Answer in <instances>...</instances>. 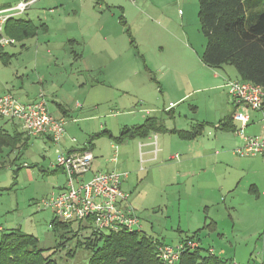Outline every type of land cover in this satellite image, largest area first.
<instances>
[{
    "label": "rangeland",
    "instance_id": "obj_1",
    "mask_svg": "<svg viewBox=\"0 0 264 264\" xmlns=\"http://www.w3.org/2000/svg\"><path fill=\"white\" fill-rule=\"evenodd\" d=\"M19 1L0 0V6ZM199 12V0H39L23 15L38 23V35L0 46V95L10 92L29 102L44 87L46 95H40L54 114V92L67 107L81 104L78 120L67 119L64 135L76 137L75 145L93 136L94 171L81 178L89 180L99 170L128 172L123 189L141 220V235L175 248L193 240L203 255L228 264H264V157L236 154L243 138L237 130L217 128L233 114L226 84L240 74L232 64L203 62L207 38ZM42 22L50 25L48 31ZM70 38L81 44H67ZM3 51L15 53L9 64ZM148 115H156L166 128L152 133L154 141L158 138L155 152L161 150L152 163L139 154L141 140L119 143L97 135L103 130L119 135L125 125L140 124ZM255 118L247 135L264 134L261 114ZM202 122L205 129L197 139L170 131L194 130ZM1 125L10 132L23 130L20 119L12 123L0 117ZM81 133L83 140L77 136ZM64 137L59 145L31 135L26 145L0 154V225L38 237L44 255L58 264H88L92 249L85 242L91 229L84 226L90 221L53 228V211L38 207L66 184V173L56 166L69 148ZM112 145L118 146L117 162L111 161ZM128 149L131 163L123 166ZM204 154L211 156L206 165L200 161ZM100 159L107 168H96Z\"/></svg>",
    "mask_w": 264,
    "mask_h": 264
},
{
    "label": "trees",
    "instance_id": "obj_2",
    "mask_svg": "<svg viewBox=\"0 0 264 264\" xmlns=\"http://www.w3.org/2000/svg\"><path fill=\"white\" fill-rule=\"evenodd\" d=\"M199 5L201 29L207 38L202 54L203 62L210 67L232 64L240 74L237 79L264 86V0H199ZM120 19L127 25L123 14ZM38 30L39 26L25 18H11L5 26L6 33L17 40L34 37ZM127 32L131 34L128 26ZM6 54L3 51L2 57ZM232 121L231 114L219 123L218 128L234 129ZM205 124L202 122L191 131L172 132L191 139L202 134ZM165 129L158 117L150 116L143 123L125 126L117 136L110 130H103L97 135H107L120 143ZM12 131L0 126V154L6 149L13 151L29 142L31 135L24 130L15 128ZM136 216L140 228L133 230L126 227L117 230H96L89 218L79 220L81 223L84 220L90 221L89 227L84 226L91 229V234L85 242V246L92 249L88 264H166L158 255V246L163 243L158 238L141 235L143 226L139 216ZM58 219L54 217L51 224L53 228L70 227L71 221ZM82 227L80 225V228ZM2 228L0 264H58L51 254L44 255L46 249L39 247L38 237L21 230L6 231ZM187 240H183V243ZM196 248L184 250L177 264H228L213 255L205 256L200 248Z\"/></svg>",
    "mask_w": 264,
    "mask_h": 264
},
{
    "label": "built area",
    "instance_id": "obj_3",
    "mask_svg": "<svg viewBox=\"0 0 264 264\" xmlns=\"http://www.w3.org/2000/svg\"><path fill=\"white\" fill-rule=\"evenodd\" d=\"M37 1L20 0L15 5L0 9V46L15 43L14 38H6L3 33L8 20L23 15ZM226 86L229 100L234 105L233 120L241 125L236 130L243 138V144L237 146L234 152L264 157V135L246 134L251 111L260 113L264 120V86L240 79L230 80ZM0 117L11 121L20 119L23 130L29 135H48L55 143L61 142L66 133V119L56 118L51 113L43 94L32 102H22L10 92L0 95ZM93 159L90 146L63 151L56 166L66 173V184L58 192L43 198L38 207L50 208L63 221L89 218L96 230L139 229V219L128 203L130 195L123 189V182L128 176L126 172L99 171L89 180L80 179L91 170ZM2 229L0 225V231ZM196 247L198 243L193 240L182 242L177 248L161 244L158 255L166 264H177L184 250Z\"/></svg>",
    "mask_w": 264,
    "mask_h": 264
},
{
    "label": "crops",
    "instance_id": "obj_4",
    "mask_svg": "<svg viewBox=\"0 0 264 264\" xmlns=\"http://www.w3.org/2000/svg\"><path fill=\"white\" fill-rule=\"evenodd\" d=\"M38 2V1H37ZM37 2H35L34 4H36ZM34 4L29 8V10L31 9H33V6H34ZM13 4H11V3H8V4H4V5H2V6H0V9H2V8H6V7H9V6H12ZM120 6V5H119ZM122 7V6H121ZM123 8V7H122ZM26 12H28V10L26 11ZM25 12V13H26ZM24 13V14H25ZM23 14V15H24ZM23 15H21V16H18V17H15V18H25V17H23ZM25 19H27V18H25ZM27 20H31L34 24H36L37 26H39L38 25V23L35 21V20H33V19H31V18H29V19H27ZM42 25L43 26H45V31H48L49 30V28H50V25L47 23V22H42ZM40 31L38 30V33H39ZM38 33H37V35H38ZM36 35V36H37ZM35 37V36H34ZM31 38H33V37H31ZM26 40V39H25ZM67 44H70V45H80L81 44V41L80 40H78V39H76V38H70V39H68L67 40V42H66ZM22 46H26V44L25 43H23V45ZM71 52H73L74 54H75V58L76 59H81L82 58V56L83 55H81V53H78V52H76V50L72 47V49H71ZM7 54L5 55V57H3L2 59H3V61H4V63L5 64H9L11 61L9 60V58H11L12 56H15V53H9V52H6ZM12 55V56H11ZM11 56V57H10ZM5 59L6 60H9V61H5ZM46 80V78L45 77H42V78H40V80H39V82L41 83V84H44V81L43 80ZM47 82V81H46ZM43 90L44 91H42V92H40V93H43L44 92V94L46 95V93H45V90H48V89H45L44 87H43ZM40 93H39V95H40ZM43 94V95H44ZM53 94V102L56 104V109L57 110H55L56 111V113L54 114L51 110V113L56 117V118H62V117H64L65 119H66V123H67V119H71V120H73V121H77L78 120V117L75 115V111H77L78 109H79V107H81V104H76V107H75V109L74 108H72V107H67L65 104H66V102L64 101V99L61 101V100H59L58 99V96H59V94L57 93V92H54V93H52ZM37 96L35 99H32V100H30L29 102H32V101H35V100H37V99H39V97L42 95H40V96ZM54 97H57V98H54ZM46 98V97H45ZM50 109V108H49ZM234 112V111H233ZM231 114L232 113H230V114H228V115H226L225 117H224V119L225 118H227V117H229V116H231ZM257 114H258V112H256V111H251V121H250V123L249 124H253V123H256L257 121H256V118L255 117H257ZM233 115V114H232ZM150 116H155V117H157L156 115H148V116H146L145 118H144V121L148 118V117H150ZM82 119L81 120H86L88 117H81ZM224 119H222V120H224ZM232 119H233V117H232ZM260 120H263V118H261ZM143 121V122H144ZM142 122V123H143ZM208 122V121H207ZM206 123V122H205ZM232 124L234 125V129H230L231 131H236V128H237V125H236V123H235V120H233L232 121ZM135 125V124H134ZM2 126V125H1ZM125 126H132V125H125ZM124 126V127H125ZM218 126V125H217ZM123 127V128H124ZM4 128H6V127H4ZM122 128V129H123ZM177 127H174L173 129H171L170 131H172V130H178V129H176ZM218 128V127H217ZM219 130H224V129H221V128H218ZM167 130H169V128H167ZM179 130H186V129H179ZM188 131H191V130H188ZM155 132V131H154ZM68 133V132H67ZM83 133H85V132H83ZM152 133L153 132H150L149 133V135L148 136H145V137H134V138H130V139H139V140H141L140 142H139V144H140V152H139V154L141 155H143L144 154V156L146 155V162H148V163H152V162H154L155 161V159H156V157L158 156V155H155V154H159L160 152H161V150H158V152L156 153L155 152V149H156V145H157V143H158V138H156V140L154 141L153 140V136H152ZM203 133V132H202ZM88 133H86L85 134V136H88L87 135ZM120 134V133H119ZM262 135H264V134H262ZM34 136H38V137H42V138H44V139H46V140H48V141H50V142H54L53 140H52V138L50 137V136H46V135H34ZM68 134L64 137V141H63V143H64V146H69V148H68V150H66V151H69V150H72V149H82V148H85V147H87V146H90V149H91V151H92V153H93V155H94V159H93V161H92V166H91V170L90 171H94V167H93V163H94V160H95V158H96V155H95V153H94V143H93V141H92V137L90 138V139H88L87 141H85L84 143H80V144H78V145H75L74 143L75 142H77V139H76V137H71L70 138V140L68 139ZM77 136H78V138L80 137V140H83V134L81 133V134H77ZM115 136H117V135H115ZM196 139L198 138V136L197 137H195ZM194 138V139H195ZM63 139V138H62ZM126 141V140H125ZM61 142H62V140H61ZM61 142H59L58 144L60 145V143ZM124 141H122L121 143H123ZM130 145V144H129ZM239 146V145H238ZM112 147L114 148V152H113V155L111 156V161H113V162H117L118 161V159H119V151H118V146L117 145H112ZM125 147V146H124ZM130 148H131V146H129ZM64 151V150H63ZM133 151H134V154L136 153L135 151V149L133 148ZM132 151V152H133ZM101 156H103V155H101ZM131 151H130V149H128V155H126V157L124 158V160H123V162H121L120 164L122 165V163H123V166H125V165H130V163H131ZM247 156H250V155H247ZM142 157V156H141ZM200 158H202V160H200L201 161V164L202 165H206V164H208V163H210V161H211V156L210 155H208V154H204V155H202ZM188 160V159H187ZM119 164V165H120ZM108 167V165H107V163H104V160H99L98 162H97V165H96V168H107ZM95 168V169H96ZM98 170V169H97ZM100 171V170H99ZM98 171V172H99ZM110 171V170H109ZM112 171V170H111ZM127 174H128V176H129V173L128 172H126ZM85 174H87V173H85ZM85 174H83V175H85ZM82 175V176H83ZM81 176V177H82ZM128 178V177H127ZM127 178H125V180L127 179ZM80 179H82V178H80ZM124 180V181H125ZM252 185V190H255L256 189V187H257V184L256 183H252L251 184ZM62 188V187H61ZM250 191H251V189H249ZM258 191V190H257ZM251 192H253V191H251ZM250 192V193H251Z\"/></svg>",
    "mask_w": 264,
    "mask_h": 264
}]
</instances>
